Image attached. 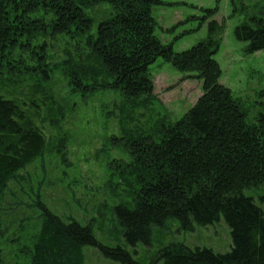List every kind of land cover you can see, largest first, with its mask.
Masks as SVG:
<instances>
[{
    "label": "trees",
    "instance_id": "1",
    "mask_svg": "<svg viewBox=\"0 0 264 264\" xmlns=\"http://www.w3.org/2000/svg\"><path fill=\"white\" fill-rule=\"evenodd\" d=\"M96 2L107 4L112 14L97 24L93 35L87 10ZM164 4L165 0H0V75L5 71L13 78L51 80L59 69L46 66V45L64 35L79 53L70 55L73 64L70 60L62 67L71 78L72 93L83 94L92 89L88 80L96 83L104 77L127 103L120 111L122 118H132L129 125L144 115L137 112L150 111L149 102L156 100L149 69L158 59L199 80L203 90L180 120L162 125L153 135L136 129L125 134L121 146L131 165L124 179L134 178V200L132 206L127 199L112 209L122 242L116 247L100 243L92 222L83 225L57 216L39 199L32 206L39 214V230L21 249V254L28 251L29 264H85L89 248L115 263L140 264L127 247L137 254L139 245L150 246L153 233L170 222L192 231L221 218L231 234L229 252L172 244L152 264H264V211L246 195L264 189V114L250 121L242 101L221 84L222 68L215 59L219 41L214 37L183 52L157 38L152 10ZM220 30L211 23V32ZM235 37L248 45V53L263 52L264 19L250 18L235 29ZM92 61L101 64L96 76L93 69L89 74L83 71ZM17 93L0 95V211L9 185L19 182V173L42 155L49 139L46 127L54 120L48 92L30 85Z\"/></svg>",
    "mask_w": 264,
    "mask_h": 264
},
{
    "label": "rangeland",
    "instance_id": "2",
    "mask_svg": "<svg viewBox=\"0 0 264 264\" xmlns=\"http://www.w3.org/2000/svg\"><path fill=\"white\" fill-rule=\"evenodd\" d=\"M108 7L101 2L90 4L87 13L95 26L93 35L97 24L112 14ZM152 15L158 26L157 38L163 44H171L175 52L186 51L209 37L218 40L215 59L222 68L221 83L242 101L250 121L264 114V51L250 54L248 45L235 37V29L250 18L264 19V0H165L164 5L153 8ZM212 22L221 26L219 32L210 31ZM78 48L86 49L79 43ZM46 49V66L59 69L51 80L36 76L13 78L5 71L0 75V95L9 97L7 94L16 95L18 90L35 85L41 92H48L47 98L54 108V120L45 130L49 139L42 155L19 173L20 181L9 185L10 191L2 201L3 264L30 263L28 251L21 254V249L30 245V237L39 230L36 222L39 214L32 208L39 199L57 216L73 218L83 225L92 222L100 243L112 247L121 243L112 209L127 199L132 206L134 200L131 197L134 178L130 175L124 179L131 165L121 146L125 134L131 129L145 135L155 134L162 125L180 120L203 94L199 80L189 79L190 74L158 59L149 69L156 100L149 102L150 111L137 112L144 115L129 125L132 118H122L120 111L127 103L119 91L105 83L104 77L96 83L85 82L92 86L91 90L72 93L71 78L64 75L62 67L70 60L73 64L70 55L77 57L79 53L73 50L68 38L61 35L47 44ZM14 60L9 59V63ZM100 65L92 61L83 71L93 69L96 76ZM246 195L264 211V189L248 191ZM172 244L225 254L231 249L232 240L223 218L214 225L195 226L192 231H184L178 222H170L166 229L153 233L150 246L139 245L137 254L134 249H127L136 262L152 264L159 252ZM85 254V264H121L104 259L91 248Z\"/></svg>",
    "mask_w": 264,
    "mask_h": 264
}]
</instances>
